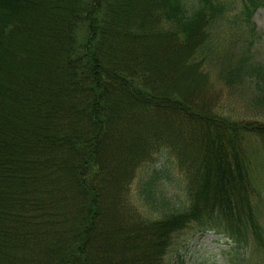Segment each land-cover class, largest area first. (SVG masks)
Masks as SVG:
<instances>
[{"label": "trees", "instance_id": "obj_1", "mask_svg": "<svg viewBox=\"0 0 264 264\" xmlns=\"http://www.w3.org/2000/svg\"><path fill=\"white\" fill-rule=\"evenodd\" d=\"M263 3L240 0V23ZM231 4L0 0V264H167L190 225L225 236L228 264L264 254V122L218 112L202 53ZM245 53L219 77L264 104ZM170 164L182 197L163 190Z\"/></svg>", "mask_w": 264, "mask_h": 264}, {"label": "rangeland", "instance_id": "obj_2", "mask_svg": "<svg viewBox=\"0 0 264 264\" xmlns=\"http://www.w3.org/2000/svg\"><path fill=\"white\" fill-rule=\"evenodd\" d=\"M227 1L232 4L226 11V15L217 18L213 23V26L217 25L205 42L204 52L202 51L209 59L206 68L210 70V78L216 84L215 86L221 89L220 105L217 110L236 118L264 122V104L252 99L254 90L251 83L246 80L237 83L223 82L219 77L228 61L237 58L242 52L245 53L244 44L247 40H251V43L245 55L264 66V3L253 10L250 16L251 22L244 25L245 22L240 23V14L236 12L240 6V0ZM240 27L245 30L244 33L240 31ZM249 27L253 28V32L247 36ZM252 141L255 142L253 138ZM167 177L168 179L163 182L165 193L182 197L183 179L174 164L168 166ZM254 177L257 205L264 223V152L257 157ZM136 180L137 176L130 183L131 199L140 211L147 212L148 208L142 206L137 197ZM234 252L235 250L230 249L229 241L225 236L212 230L201 231L194 225H190L175 234L164 260L167 264L174 261L178 264H228L227 258ZM240 253L244 256L243 264H264V254L261 250L252 249L246 250L243 254L242 251Z\"/></svg>", "mask_w": 264, "mask_h": 264}]
</instances>
